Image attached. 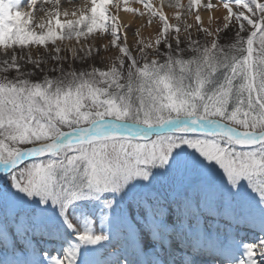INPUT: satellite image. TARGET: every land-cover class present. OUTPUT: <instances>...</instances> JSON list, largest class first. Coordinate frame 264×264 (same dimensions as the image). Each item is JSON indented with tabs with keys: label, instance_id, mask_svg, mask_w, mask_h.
<instances>
[{
	"label": "snow or ice",
	"instance_id": "snow-or-ice-1",
	"mask_svg": "<svg viewBox=\"0 0 264 264\" xmlns=\"http://www.w3.org/2000/svg\"><path fill=\"white\" fill-rule=\"evenodd\" d=\"M0 264H264V0H0Z\"/></svg>",
	"mask_w": 264,
	"mask_h": 264
}]
</instances>
